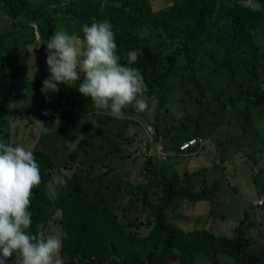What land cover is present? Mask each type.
<instances>
[{
    "label": "trees",
    "instance_id": "obj_1",
    "mask_svg": "<svg viewBox=\"0 0 264 264\" xmlns=\"http://www.w3.org/2000/svg\"><path fill=\"white\" fill-rule=\"evenodd\" d=\"M34 1L0 0V14L12 20L13 29L21 28L16 44L26 47L20 54L18 47H11L0 35V141L33 151L42 177L30 197L33 224L29 232L46 239L54 227L52 235L62 241L59 258L64 264H192L195 254L201 251H206L211 264H222L221 255L229 256L235 264H264V250L252 249L253 237L248 235L255 226L250 210L230 238L218 237L207 227L195 228L196 223H209L211 218L204 215H192L189 230L168 222L166 215L167 209L179 200L206 202L211 206L208 216L220 217L216 214L219 206L231 192H238L237 173L241 177L246 176L245 171L251 173L254 184L264 176V169L256 170L258 162L237 153L228 155L227 134L226 141H221V130L234 129L236 125L240 131L259 136L264 144V0H255L261 4L259 11L240 0H177L170 4L167 0H105V4L101 0ZM104 20L112 25L121 64H127L128 52L139 53L131 67L142 73L146 89L155 99V109L151 99L153 117L148 116V111L143 116L154 124L157 141L183 159L206 158L204 153L209 152L211 161L169 176L168 166L164 168L144 156L142 179L135 178L131 168L124 165L131 158L126 147L138 153V144L151 136L144 129L146 124L105 114L97 117L98 126L94 125L97 121L91 122L89 128L83 119L90 112L106 111L93 108L89 98H77L79 86L75 83L64 85L68 88V102L78 111L48 103L54 106L50 117H59L61 122L65 138L60 147L52 144V151L44 150L38 145L40 139L36 146L32 135H22L33 117L13 106L11 96L15 94L13 83L29 67H16L13 58L30 56L29 47L34 46L42 61L56 29L82 38L85 24ZM145 29L161 32L169 40V52L161 48L162 44L155 45L142 37ZM206 50L215 65L209 77H223L221 93L199 73L201 54ZM4 74L10 75L7 81ZM172 80H179L182 98L167 102ZM42 85L40 78L26 84L31 98L35 91L31 112L47 102ZM171 103L193 112L177 117ZM82 134L78 147L70 151L67 145ZM193 139L196 144L180 150L182 143ZM212 140L218 149L225 147L217 150ZM139 159L136 156L134 167H139ZM242 163L245 171L240 168ZM54 176L62 177L65 183H56ZM221 179L227 184L223 192ZM125 185L127 194L121 203ZM249 189L252 191L251 186ZM255 193L258 200L259 193ZM130 214L133 216L128 219ZM258 225L264 228V218ZM260 237L264 239V234ZM14 257L7 264H12Z\"/></svg>",
    "mask_w": 264,
    "mask_h": 264
},
{
    "label": "clouds",
    "instance_id": "obj_2",
    "mask_svg": "<svg viewBox=\"0 0 264 264\" xmlns=\"http://www.w3.org/2000/svg\"><path fill=\"white\" fill-rule=\"evenodd\" d=\"M247 1L239 2L245 4ZM46 46V63L51 75L44 80L42 93H58V84L76 83L84 73V82L78 90L91 98L93 108L105 110L113 118H122L123 109L130 105H134L138 112L148 109V101L143 98L147 90L143 75L131 67L137 62L139 53L135 50L128 52L127 64L120 63L115 33L108 20L90 26L85 24L82 38L56 29ZM59 123L57 117L56 125ZM83 136L70 142L68 149L74 151ZM52 179L56 183H65L60 176ZM41 180L33 151L0 141V264H7L13 256L12 264H64L59 258L61 239L56 235L38 238L29 232L33 224L30 197Z\"/></svg>",
    "mask_w": 264,
    "mask_h": 264
},
{
    "label": "rangeland",
    "instance_id": "obj_3",
    "mask_svg": "<svg viewBox=\"0 0 264 264\" xmlns=\"http://www.w3.org/2000/svg\"><path fill=\"white\" fill-rule=\"evenodd\" d=\"M37 1L42 0H36L34 3ZM177 0H167V2L170 3H175ZM254 3V2H252ZM251 3L246 2L245 5H250ZM255 4V3H254ZM258 5V4H257ZM1 12V10H0ZM0 17H4V15H0ZM10 25V26H9ZM13 22L11 19H9V24L6 22H1L0 23V35L3 37V40L7 39L11 43V47H18L19 53L22 54L24 49L26 47H22L21 44H16L15 38L17 36H21V28L16 27L15 29L12 28ZM162 33L159 31H154L153 29H145L141 32V36L148 38L152 41L155 42V45H161V48L166 51V53L169 52L170 49V43L169 40L166 37H162ZM162 37V38H161ZM38 39L40 40L39 36ZM33 47H29V53H31L30 56H24L21 58H16L14 57L13 59L17 63L15 65L16 67H20L23 64L28 65V71L23 72L20 75V78L13 83L15 86V94L11 96V101L13 106H17L21 108V111H25L28 113H31L33 117V122L28 123L24 130L21 132L22 135L26 138L28 135H32L35 138V144L37 146V143L40 139V144H38L42 149L44 150H49L52 151V144H57L59 147L61 146L62 141L64 140L65 137L61 135V130H60V124L56 125V118L55 117H50L52 116L51 110L54 108L53 105L48 104V103H55V104H64V106L67 109L74 108L75 111H78V109L72 106L70 102L67 100V95H68V88L65 87L64 84H58L59 92H50V93H42V96L44 98V101H47L46 103H42L39 106L35 108L31 112V109L34 108L32 107V99L34 97V93L31 98V94L29 91L26 90V84L28 82L34 81L36 78L41 79V83L43 84L44 80L49 78L51 73L49 71V66L46 63L47 60V55L45 58L41 61L39 55L33 50ZM210 49V48H209ZM209 50H206L201 54V60L199 63V73L201 77H204L207 79L208 83L214 89L215 91H218L221 93L223 90L224 84H223V77L220 75L216 79H211L209 77L212 69L214 68V64L210 61L209 58ZM223 55V51L221 53V56ZM25 66V65H24ZM9 73H12V71L9 70ZM4 77L6 81L10 78V75L4 74ZM85 74L81 73L80 74V79L75 83L78 86L84 82ZM74 83V82H73ZM43 87V85H42ZM79 89V87H78ZM170 93H168V101H174L177 100L178 98L182 97V93L180 92L179 88V80H172L170 82ZM28 93V96H27ZM75 96L77 98H80L82 96V99L89 98L90 97H85L82 95L79 90L75 91ZM143 98L147 99L148 101V109L143 111V112H138L134 105H130L123 109L124 115L122 118H128V119H133L138 122H142L143 124H146L144 129H146L147 126L153 127V130H155L154 124H151L147 122L146 118L143 116V113L148 111L147 114L148 116H152V111H151V99L153 98L152 95L149 94V90L147 89L143 93ZM92 101V100H91ZM156 104L153 105V108L155 109ZM172 107V113L177 116H183L185 114H190L193 112V109H190L189 111H186L182 105L180 104H174L171 103ZM74 111V112H75ZM80 111V110H79ZM45 112H48L49 115H44ZM77 113V112H75ZM106 112H101L99 113H94L90 116H85V119H83L84 125L89 124V128L91 125V122H96L97 117L105 115ZM165 115H168L164 112ZM95 126H98L99 123L98 121L94 123ZM11 128V125H10ZM141 128V127H140ZM222 141H226L225 134H227L229 140L228 143L226 144V147L229 148L228 155L232 156L234 153H237L239 157H247L248 159L251 160V162H258V165L256 167L257 172L261 169H264V144L261 141V138L257 135L252 134L250 131H240L238 128H236V125L234 129H222ZM261 132H264V123L262 124L261 127ZM239 134V135H238ZM16 140V139H15ZM211 143L215 144L217 147V144L214 143L212 140ZM141 142L138 144V153H134V149L131 147H126L130 151L131 158L127 160L124 165H128L131 170L134 173V177L137 179H142V163L145 160L143 158L141 153ZM48 146V148H46ZM225 146H223L224 148ZM223 148L217 147V150L221 151ZM82 152H79L81 154ZM204 155H208L206 158L205 157H200L201 159H190V160H185L181 157H171L169 161L167 162V165H163L160 163V166L164 167L168 166L169 170V176H174L176 174H181L187 170L193 169L194 167L202 164L205 161H211L212 160V155L209 152H205ZM136 156H139V162L138 165L139 167H134L133 161L136 158ZM222 158V156H220ZM240 168L244 171L247 169L242 165ZM193 170L192 172H194ZM243 173H246L245 177H241L240 173H237L235 175V183L238 185V193L230 194V200L225 199L223 201V204L219 206V208L216 211V214H218L220 217L225 216L224 218H229L230 221L224 218H220L218 216H208L209 209L211 206L207 204L206 202H199L195 204L191 203H185L184 201H175L173 205H171L167 211V221L168 222H174L177 226H179L182 229H191L193 226V218L191 217L192 215L198 216V215H204L207 218H211L209 223H206L202 221L201 223H196L194 227H207L208 230H210L214 235L218 237H233L235 228L239 223V220L243 218V215L246 211H251V220L255 222V226L253 228H250L248 230V235L253 237V242L254 246L252 249H255L256 251H262L264 250V239L260 237L261 234H264V228L259 230L257 228V225L259 222H261L264 218V210H260L258 213L253 210L250 206V201L253 198H256V193H259V197L264 198V176L262 178H259V183L258 184H253V178L252 174L245 171ZM122 176L125 177V173L122 172ZM221 184H222V192L225 191L227 184L225 179H221ZM251 186L252 191L249 189ZM127 185L124 186V194L121 197V203L125 201L124 196L127 194L126 190ZM221 196V195H220ZM260 200H256V203H258ZM146 208H148L146 206ZM138 209L142 210L140 205L138 206ZM140 211H137V214H139ZM133 216L129 215L128 219ZM127 219V220H128ZM55 228H51V233L49 235H52L55 233ZM145 236L148 235L147 231H144ZM58 237V236H57ZM59 238V237H58ZM220 259L223 264H235L234 260L230 258L227 255H221ZM173 264H179L178 262H175ZM192 264H211L209 260V256L206 253V251H201L199 253H196L193 259Z\"/></svg>",
    "mask_w": 264,
    "mask_h": 264
},
{
    "label": "built area",
    "instance_id": "obj_4",
    "mask_svg": "<svg viewBox=\"0 0 264 264\" xmlns=\"http://www.w3.org/2000/svg\"><path fill=\"white\" fill-rule=\"evenodd\" d=\"M146 130L151 133V136L141 141V153L146 157H150L153 159L154 163L157 161L163 162L169 158V153H167L163 147V145L159 144L156 139V132L153 130V127L147 126ZM197 143L196 139L184 142L180 146L181 151L187 150L190 146ZM256 205L262 206L263 201L257 203Z\"/></svg>",
    "mask_w": 264,
    "mask_h": 264
},
{
    "label": "crops",
    "instance_id": "obj_5",
    "mask_svg": "<svg viewBox=\"0 0 264 264\" xmlns=\"http://www.w3.org/2000/svg\"><path fill=\"white\" fill-rule=\"evenodd\" d=\"M247 2H249V3H251L250 5H246V6H248L250 9H252L253 11H259V10H261V4L258 2V1H255V0H248ZM252 2H254V3H252ZM246 4V3H245ZM258 4V5H257ZM4 15V14H3ZM5 16V15H4ZM6 17V16H5ZM5 17H0V23L2 22V21H4V22H6V23H8L9 24V19L8 18H5ZM10 26V25H9ZM182 98V97H181ZM181 98H178L177 100H179V99H181ZM177 100H174V101H177ZM173 101V100H172ZM156 132V131H155ZM222 138L223 137H221V141H222ZM214 141V140H213ZM223 142V141H222ZM214 143H216L215 141H214ZM159 144H161V143H159ZM162 145V144H161ZM163 147H164V145H163ZM164 149H165V147H164ZM228 150H229V148H228ZM165 151L167 152V153H169V158L166 160V161H163V162H160V161H157V164H160V163H162V165H164V164H166L167 165V162L169 161V159L171 158V157H176V156H178V157H180L177 153H175V152H169V151H167L166 149H165ZM142 156H144V155H142ZM182 158V157H181ZM185 160H190V159H185ZM168 168L170 169L171 167H169V164H168ZM260 182V181H259ZM253 184H254V182H253ZM235 189H236V186L234 185V187H233V190L235 191ZM231 193H234V194H237L238 192H231ZM256 199L257 198H253L251 201H250V206H249V209L252 207L253 208V210H255L257 213L260 211V210H262V208L264 207V198L263 197H259V199L258 200H260L259 202H261V201H263V205L262 206H258V205H256L257 203H256ZM230 200V199H229ZM258 202V203H259ZM209 211H210V209H209ZM209 214V213H208ZM225 216H222L221 218H224ZM257 228H259V230H260V225H257ZM221 260V259H220ZM222 262V261H221ZM223 264V263H222Z\"/></svg>",
    "mask_w": 264,
    "mask_h": 264
}]
</instances>
